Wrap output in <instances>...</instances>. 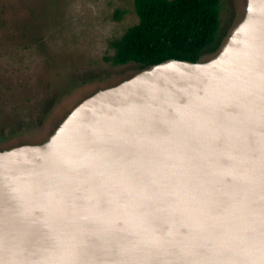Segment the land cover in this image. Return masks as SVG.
<instances>
[{"label":"water","instance_id":"obj_1","mask_svg":"<svg viewBox=\"0 0 264 264\" xmlns=\"http://www.w3.org/2000/svg\"><path fill=\"white\" fill-rule=\"evenodd\" d=\"M0 264H264V0L0 150Z\"/></svg>","mask_w":264,"mask_h":264},{"label":"rangeland","instance_id":"obj_2","mask_svg":"<svg viewBox=\"0 0 264 264\" xmlns=\"http://www.w3.org/2000/svg\"><path fill=\"white\" fill-rule=\"evenodd\" d=\"M245 6L221 1L225 40ZM138 22L135 0H0V150L41 142L84 99L134 75L110 59Z\"/></svg>","mask_w":264,"mask_h":264},{"label":"trees","instance_id":"obj_3","mask_svg":"<svg viewBox=\"0 0 264 264\" xmlns=\"http://www.w3.org/2000/svg\"><path fill=\"white\" fill-rule=\"evenodd\" d=\"M221 1L135 0L139 22L112 42L115 52L110 60L135 64L137 73L169 59L199 62L208 54L214 56L225 41Z\"/></svg>","mask_w":264,"mask_h":264},{"label":"flooded vegetation","instance_id":"obj_4","mask_svg":"<svg viewBox=\"0 0 264 264\" xmlns=\"http://www.w3.org/2000/svg\"><path fill=\"white\" fill-rule=\"evenodd\" d=\"M58 125H59V124H58ZM58 125H57V126H58ZM57 126H56V127H57ZM56 127H55V128H56ZM53 131H54V130H53ZM53 131H52V132H53ZM52 132H51V133H50V134H49L44 140H46V139L52 134ZM44 140H42L41 142H43ZM41 142H38V143H41ZM32 144H34V143H32ZM7 149H8V148H7ZM3 150H4V149H3Z\"/></svg>","mask_w":264,"mask_h":264}]
</instances>
